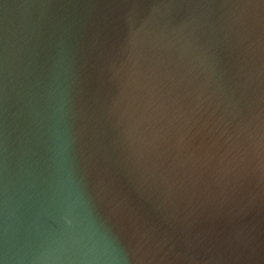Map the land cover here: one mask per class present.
I'll return each instance as SVG.
<instances>
[{
  "label": "water",
  "instance_id": "1",
  "mask_svg": "<svg viewBox=\"0 0 264 264\" xmlns=\"http://www.w3.org/2000/svg\"><path fill=\"white\" fill-rule=\"evenodd\" d=\"M0 264H264V0H0Z\"/></svg>",
  "mask_w": 264,
  "mask_h": 264
}]
</instances>
